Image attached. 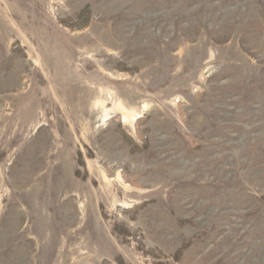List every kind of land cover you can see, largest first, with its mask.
<instances>
[{
    "label": "rangeland",
    "instance_id": "1",
    "mask_svg": "<svg viewBox=\"0 0 264 264\" xmlns=\"http://www.w3.org/2000/svg\"><path fill=\"white\" fill-rule=\"evenodd\" d=\"M0 264H264V0H0Z\"/></svg>",
    "mask_w": 264,
    "mask_h": 264
},
{
    "label": "bare ground",
    "instance_id": "2",
    "mask_svg": "<svg viewBox=\"0 0 264 264\" xmlns=\"http://www.w3.org/2000/svg\"><path fill=\"white\" fill-rule=\"evenodd\" d=\"M43 175V174H42ZM52 185V184H51ZM57 186V185H56ZM58 187V186H57Z\"/></svg>",
    "mask_w": 264,
    "mask_h": 264
}]
</instances>
